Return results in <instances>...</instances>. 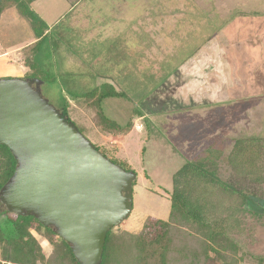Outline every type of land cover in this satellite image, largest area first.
I'll return each mask as SVG.
<instances>
[{
	"label": "rangeland",
	"instance_id": "obj_1",
	"mask_svg": "<svg viewBox=\"0 0 264 264\" xmlns=\"http://www.w3.org/2000/svg\"><path fill=\"white\" fill-rule=\"evenodd\" d=\"M32 9L51 28L44 48L31 51L30 23L15 9L4 13L0 80L24 78L31 58L36 79H48L44 97L59 110L69 102L81 133L137 174L133 210L113 232L138 233L149 218L168 221L174 175L209 147L224 156L236 140L258 138L264 147V0H38ZM104 84L124 97L104 101L100 125L106 118L121 127L133 121L127 136L107 135L95 110L77 100ZM113 148L115 158L106 151ZM259 164L264 174V155ZM218 177L254 196L228 233L240 264H263L264 215L254 213L264 212V183L224 160ZM218 199L220 218H228ZM33 234L50 257L54 247Z\"/></svg>",
	"mask_w": 264,
	"mask_h": 264
},
{
	"label": "trees",
	"instance_id": "obj_2",
	"mask_svg": "<svg viewBox=\"0 0 264 264\" xmlns=\"http://www.w3.org/2000/svg\"><path fill=\"white\" fill-rule=\"evenodd\" d=\"M37 1L0 0V19L4 13L11 10L15 9L19 12V15L30 23L36 38V42L31 45V51L34 49L38 53L42 51L48 39L49 27L32 9V5ZM34 64L31 58L30 61H26L25 66L29 67L30 71L23 79L37 78L39 72L33 70ZM46 80H41L42 87L48 82V79ZM101 88V92L98 88L89 91L82 100L77 97L79 104L83 108L95 110L96 124L107 135H129L133 130V121H130L126 127H121L106 118L107 123L100 125L104 101L109 98L124 97L123 93L116 92L109 84H104ZM69 105L68 102L60 108L68 118ZM136 110L138 117H144L142 109L137 112ZM69 120L72 122L70 118ZM73 124L75 125L74 122ZM99 151L116 164L108 155ZM106 151L115 158V148ZM263 155V140L250 138L236 140L234 149L228 156H224L220 149L211 146L202 157L187 161L173 177L169 220L149 218L138 233L113 232L116 227L113 228L107 235L102 264H240L243 262L244 258L237 257V246L232 245L228 232L235 223L238 224L236 216L248 212L245 207L254 196L245 195L235 186L222 181L218 177V169L220 161L224 160L236 172H239L241 167L244 174L255 173L256 182L264 183V174L259 164ZM16 166L17 162L10 150L0 145V190L13 176ZM135 184L134 181L133 190ZM217 197L232 213L228 218H220L221 206L216 205L221 202ZM262 199L264 201V190ZM254 214L261 216L264 212ZM181 227L194 230L200 241L182 232ZM176 231L181 235L177 236L179 232ZM34 232L44 235L54 247L50 257L44 254ZM227 252L235 255L234 258H228L225 255ZM262 263L264 264V260ZM0 264L79 263L70 245L58 237L51 228L42 226L33 217L10 214L0 204Z\"/></svg>",
	"mask_w": 264,
	"mask_h": 264
},
{
	"label": "water",
	"instance_id": "obj_3",
	"mask_svg": "<svg viewBox=\"0 0 264 264\" xmlns=\"http://www.w3.org/2000/svg\"><path fill=\"white\" fill-rule=\"evenodd\" d=\"M42 85L0 80V145L17 162L0 204L51 228L79 264H102L108 233L133 210L137 174L104 156L44 97Z\"/></svg>",
	"mask_w": 264,
	"mask_h": 264
},
{
	"label": "crops",
	"instance_id": "obj_4",
	"mask_svg": "<svg viewBox=\"0 0 264 264\" xmlns=\"http://www.w3.org/2000/svg\"><path fill=\"white\" fill-rule=\"evenodd\" d=\"M45 23H46V22H45ZM46 24H47V23H46ZM47 25H48V24H47ZM257 26H258V25H257ZM262 26H264V24H263ZM48 27H49V30H50L51 28H50L49 25H48ZM258 28H259V26H258ZM259 29H262V28H259ZM257 38H258V37H257ZM259 44H260V43L257 42L256 46H253V45H252L251 47H252V48H256L257 46H259ZM240 62H241V64L243 63V58H242V60H241ZM194 63H195V62H194ZM261 77H264V76H261ZM263 87H264V86H263Z\"/></svg>",
	"mask_w": 264,
	"mask_h": 264
}]
</instances>
